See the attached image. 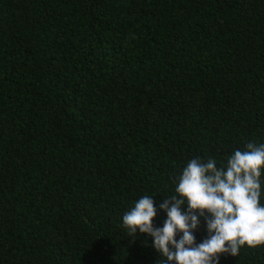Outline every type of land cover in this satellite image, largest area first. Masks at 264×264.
<instances>
[{
    "label": "trees",
    "instance_id": "1",
    "mask_svg": "<svg viewBox=\"0 0 264 264\" xmlns=\"http://www.w3.org/2000/svg\"><path fill=\"white\" fill-rule=\"evenodd\" d=\"M248 142L264 0H0V264H158L123 214ZM220 264H264V246Z\"/></svg>",
    "mask_w": 264,
    "mask_h": 264
},
{
    "label": "clouds",
    "instance_id": "2",
    "mask_svg": "<svg viewBox=\"0 0 264 264\" xmlns=\"http://www.w3.org/2000/svg\"><path fill=\"white\" fill-rule=\"evenodd\" d=\"M140 197L122 216L129 237L151 238L158 264H220L223 254L264 246V143L248 142L226 160L195 157L174 180L173 194ZM158 211L166 214L156 226ZM205 226L206 237L196 232Z\"/></svg>",
    "mask_w": 264,
    "mask_h": 264
}]
</instances>
